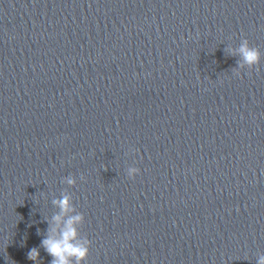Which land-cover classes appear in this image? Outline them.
<instances>
[{
    "label": "clouds",
    "instance_id": "clouds-1",
    "mask_svg": "<svg viewBox=\"0 0 264 264\" xmlns=\"http://www.w3.org/2000/svg\"><path fill=\"white\" fill-rule=\"evenodd\" d=\"M238 51L242 56L243 64H246L249 67L259 64V50L251 47L247 40H244ZM135 171L137 170H130L129 175L131 176L132 172ZM67 182L69 184L75 183V181L71 179ZM53 203L60 208L62 214L67 213L71 207L70 197L68 195H64L62 198L53 201ZM53 219L59 224L61 221V215L57 214ZM83 220V215H75L67 220L62 231H60L59 238L49 235L41 241V246L52 257L51 264H72L73 260H75V264H83V262L87 260L91 242L85 240L84 243H75L78 237V232L74 225ZM50 231L56 232L57 229L51 228ZM27 259L39 261L40 256L38 248H31L27 253ZM257 264H264V255L258 258Z\"/></svg>",
    "mask_w": 264,
    "mask_h": 264
}]
</instances>
